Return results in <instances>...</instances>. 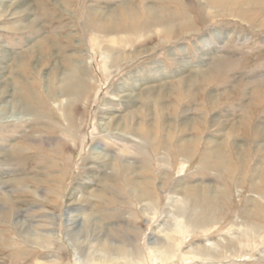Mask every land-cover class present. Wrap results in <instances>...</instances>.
Returning <instances> with one entry per match:
<instances>
[{"label":"rangeland","instance_id":"1","mask_svg":"<svg viewBox=\"0 0 264 264\" xmlns=\"http://www.w3.org/2000/svg\"><path fill=\"white\" fill-rule=\"evenodd\" d=\"M107 2L115 13L139 5L0 0V264H264V0L170 3L187 35L114 51L83 29ZM205 76L214 82L202 87ZM149 89L165 97L146 104ZM130 114L153 140L104 131Z\"/></svg>","mask_w":264,"mask_h":264},{"label":"bare ground","instance_id":"2","mask_svg":"<svg viewBox=\"0 0 264 264\" xmlns=\"http://www.w3.org/2000/svg\"><path fill=\"white\" fill-rule=\"evenodd\" d=\"M198 1L201 7L207 10L211 8L218 9L219 7L224 5V0H198ZM175 2L178 3L179 0H138L139 5L137 8H133V9L124 8L121 12H118V13L117 12L115 13V10L112 9L109 3L107 2L103 4L102 6H100L98 9L91 10L89 13H87L85 22L83 24V29H85V31L87 30L89 32L94 33L95 40L97 43L99 44L101 43L100 45H102L106 41L107 42L110 41V44L112 45L110 46V48L113 49V51L114 49H116V45H118L119 43H124L126 47L127 45H130V44L145 46L147 43L146 39H149L148 42H150L154 40L155 38H157L159 39L160 44L162 43L169 44V43H172L173 41H176L179 38V36L181 35L180 30H182V32L183 33L185 32L186 34V32H188L190 29L189 24L187 23V21H185L186 19L185 10L183 11L178 10V12L176 11V13H174L173 7L170 3H175ZM260 2L261 0H243V3L246 7L250 5L254 6V5L260 4ZM199 14H201V12H199ZM214 37H215L214 44H216L222 38V35L221 33H217V34H214ZM212 41L213 40H211V38H209L208 36H203L199 38L200 46H198V50L202 52L201 53L202 56H210L211 54L216 52V48L214 45H212L213 44ZM153 50H155V47H152V48L146 47L140 51V55L141 56L151 55ZM222 60H224V58L218 57L215 62L220 63V61ZM231 66H232L231 64L222 66L223 73L230 71ZM157 75L161 76L159 71L155 72L154 77L156 78ZM155 78L153 79L155 80ZM197 78H198L197 76L188 77L179 82V86L177 88L178 91H176L177 101L180 102V101L188 99L189 97L188 93L185 92L184 89L188 91V89H190L192 86H195V82ZM213 82L214 80H212L211 77L209 78L205 76V77H202L201 79L202 87H206L207 85L213 84ZM136 83L137 81L135 82V85ZM144 93H145L144 94L145 100L147 101L146 104L148 103L158 104L160 100L165 97L163 90L161 89H156V90L149 89V91L144 92ZM211 104L214 105L213 107H216V108L219 105H221V103L219 102L216 96H215V100H213ZM131 114L134 115V112L132 111ZM131 114H130V117H128V120L126 122H123V120L120 117L119 118L112 117L111 119H109L108 122H104L102 125L104 128V131H106V129L109 128L108 126L111 125V126H114L115 130H118L117 131L119 132L118 137L120 139H123V140L127 139L130 143L131 142L136 143L137 141H135V139H137V140H140V144L142 145L146 140L145 138L149 136H150V139L153 140V137H152L153 135L151 131L149 135V131L147 130L143 131L141 124L140 126L139 124L138 125L136 124L137 126L132 125L134 121L133 120L134 117L133 116L131 117ZM8 118L12 120V116L11 118L10 117ZM216 123L221 125L222 127L223 125H225V123L219 122V121H217ZM263 130H264V126L260 125L259 131L262 132ZM259 134H260L259 132H256L254 133V136L258 137ZM226 135L230 137V136H233V133L229 131V132L224 133V136ZM191 143H192V140L190 139L182 140L179 146V152H181L183 155L188 154L191 149ZM212 143L214 142L213 141L207 142L209 146L210 145L212 146ZM1 152L4 154L5 153L7 154V151H4L3 148L0 149V153ZM204 155H205V159L208 162V164L211 165L212 157L218 156L219 150L217 149V147H215L212 150H210L209 148L207 150V153ZM133 185L134 187H137V183L135 181L133 182ZM193 191H194L193 189H189L185 193L191 195Z\"/></svg>","mask_w":264,"mask_h":264}]
</instances>
